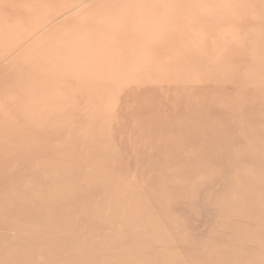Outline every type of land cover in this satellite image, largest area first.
Returning a JSON list of instances; mask_svg holds the SVG:
<instances>
[{
    "label": "rangeland",
    "instance_id": "rangeland-1",
    "mask_svg": "<svg viewBox=\"0 0 264 264\" xmlns=\"http://www.w3.org/2000/svg\"><path fill=\"white\" fill-rule=\"evenodd\" d=\"M0 264H264V0H0Z\"/></svg>",
    "mask_w": 264,
    "mask_h": 264
}]
</instances>
